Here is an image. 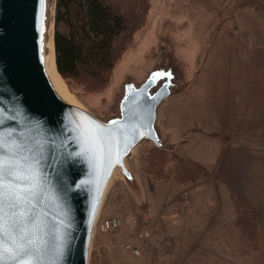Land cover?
Returning a JSON list of instances; mask_svg holds the SVG:
<instances>
[{"label": "water", "instance_id": "95a60500", "mask_svg": "<svg viewBox=\"0 0 264 264\" xmlns=\"http://www.w3.org/2000/svg\"><path fill=\"white\" fill-rule=\"evenodd\" d=\"M55 12L56 0H0V156L15 157L34 176L25 183H34L37 194L29 226L39 247L36 264H88L115 171L137 186L128 163L136 147L143 141L164 150L176 145L159 124L160 106L187 83L166 37L140 82L120 78L110 112L67 101L45 65L51 18L55 46ZM159 72L171 76L152 82Z\"/></svg>", "mask_w": 264, "mask_h": 264}, {"label": "rangeland", "instance_id": "374dc122", "mask_svg": "<svg viewBox=\"0 0 264 264\" xmlns=\"http://www.w3.org/2000/svg\"><path fill=\"white\" fill-rule=\"evenodd\" d=\"M247 2L249 0H151L144 26L135 33L105 89L87 91L78 86L71 89L65 82L83 105L104 114L111 111L120 78L132 76L140 82L152 69L159 45L166 37L172 40L173 58L183 65L185 91L167 98L160 106L159 124L163 130L172 133L171 141L176 143L165 150L169 151L170 158L156 157L152 150L155 144L143 141L128 161L137 186L130 185L118 171L107 189L99 219L117 215L123 217L125 223L110 233L95 228L92 244L93 251L99 245H110L112 264H215L218 257L212 254L214 247L208 246L211 241H195L194 233L183 239L176 232V219L183 213L182 201L185 200L189 212L187 200L191 198L192 204L199 196L205 199L204 196L209 194L194 188L207 183L210 177L190 181L186 170L178 177L175 175L179 159L191 158L208 168L212 164V154H219L224 146L221 134L224 130L220 128L218 133V128L210 127L211 123L217 122L216 119L209 122L210 110L215 105L229 106L225 102V92L231 88V77L253 71V56L259 48L250 43L227 51L219 42L234 39L247 44L248 40L264 38V10L255 2ZM257 2L264 5V0ZM228 81L230 84L226 88ZM235 90L244 91V88ZM201 105V110L207 112L206 120L195 112ZM157 158L161 159V164ZM221 176L222 171L217 180L214 178L210 183L218 186L217 195L222 202L232 203L227 190L222 188ZM192 211L199 214L196 206ZM145 227L152 228L154 235L148 239L142 254L136 257L124 253L119 247L121 242L134 237Z\"/></svg>", "mask_w": 264, "mask_h": 264}, {"label": "crops", "instance_id": "0c3cea01", "mask_svg": "<svg viewBox=\"0 0 264 264\" xmlns=\"http://www.w3.org/2000/svg\"><path fill=\"white\" fill-rule=\"evenodd\" d=\"M229 30L225 29L227 32ZM232 31L235 32L234 29ZM219 43L227 51L241 48L242 45L246 47L250 43L259 49L253 56V71L232 76L231 88H227L230 82L226 83L225 102L229 106L215 105V108L210 110L209 122L217 120L216 124L211 123L210 127L218 128V133L220 128L224 130L221 133L224 146L219 154H212V164L208 167L211 172L209 183L194 188L195 191L201 190L209 195L204 196L205 199L199 196L192 204L191 198L190 201L187 200L189 212L185 200L182 201L183 213L176 219V232L183 239L190 238L194 233L192 237L195 241H211L208 246L214 247L216 252L211 250L212 254L218 257L215 264H264V38L248 40L247 44H244L243 40L234 39L220 40ZM235 52L238 54L239 51ZM235 88H244V91ZM201 109L202 105L195 112L206 120L207 112L204 113ZM221 171L222 188L227 190L228 196L231 197L232 192L236 193L256 217L257 249L252 248L236 224L232 198V203L228 200L222 202L217 195L218 186L212 184V180H217ZM194 206L199 208V214L193 213ZM223 208L225 211L222 212Z\"/></svg>", "mask_w": 264, "mask_h": 264}, {"label": "trees", "instance_id": "16d2710c", "mask_svg": "<svg viewBox=\"0 0 264 264\" xmlns=\"http://www.w3.org/2000/svg\"><path fill=\"white\" fill-rule=\"evenodd\" d=\"M151 0H56L55 48L58 71L72 89L87 91L105 89L135 33L144 26ZM264 10V5L257 0ZM156 157L170 158L169 151L154 147ZM156 161L161 164V159ZM148 170V167H147ZM186 170L194 181L210 177L202 162L179 159L176 175ZM146 171V169H145ZM236 224L253 249L258 248L257 221L245 201L231 193Z\"/></svg>", "mask_w": 264, "mask_h": 264}, {"label": "snow or ice", "instance_id": "6c2138e0", "mask_svg": "<svg viewBox=\"0 0 264 264\" xmlns=\"http://www.w3.org/2000/svg\"><path fill=\"white\" fill-rule=\"evenodd\" d=\"M171 73L153 74L157 78ZM0 147H3L0 141ZM34 176L24 173L15 157L0 156V264H36L39 252L36 239L30 235V224L34 221L33 209L36 191Z\"/></svg>", "mask_w": 264, "mask_h": 264}, {"label": "built area", "instance_id": "2783aa9c", "mask_svg": "<svg viewBox=\"0 0 264 264\" xmlns=\"http://www.w3.org/2000/svg\"><path fill=\"white\" fill-rule=\"evenodd\" d=\"M124 218L117 215H111L99 219L96 224V229L110 233L120 229L124 225ZM153 236V229L145 227L140 229L134 237L121 242L120 249L127 254L133 256H140L145 249L147 241ZM93 243V241H92ZM110 245H99L93 251V244H91L89 251L88 264H112L110 254ZM109 250V251H108Z\"/></svg>", "mask_w": 264, "mask_h": 264}, {"label": "bare ground", "instance_id": "6f19581e", "mask_svg": "<svg viewBox=\"0 0 264 264\" xmlns=\"http://www.w3.org/2000/svg\"><path fill=\"white\" fill-rule=\"evenodd\" d=\"M45 36H46L45 50H44L45 65L53 85L55 86L57 91L63 96V98H65L67 101L81 105L82 104L81 101L76 99L74 94L68 89L56 65L55 46L53 41V18H51V20L48 23ZM117 174H118V170L115 171L114 175Z\"/></svg>", "mask_w": 264, "mask_h": 264}]
</instances>
